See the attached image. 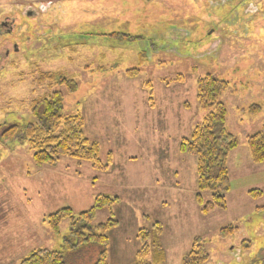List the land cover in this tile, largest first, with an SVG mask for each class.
Returning <instances> with one entry per match:
<instances>
[{
  "label": "rangeland",
  "instance_id": "rangeland-1",
  "mask_svg": "<svg viewBox=\"0 0 264 264\" xmlns=\"http://www.w3.org/2000/svg\"><path fill=\"white\" fill-rule=\"evenodd\" d=\"M7 21L0 264H20L40 249L63 253L67 264H96L99 247L70 250L78 241L69 219L58 235L46 220L68 208L78 217L101 195L117 198L91 226L118 223L106 233L107 264H135L144 243L156 254L143 261L182 264L196 240L209 254L205 264H264V163L251 160L246 140L264 124V0H0V28ZM135 69L140 74L129 77ZM48 75L75 82L76 91ZM207 75L229 83L226 127L239 144L227 159L225 209L204 213L197 159L182 154L180 142L204 118L197 82ZM56 91L66 115L82 116L105 172L71 157L40 166L22 137L3 139L10 127L33 122L36 103ZM202 198L211 201V193ZM229 226L237 230L222 238Z\"/></svg>",
  "mask_w": 264,
  "mask_h": 264
},
{
  "label": "trees",
  "instance_id": "trees-1",
  "mask_svg": "<svg viewBox=\"0 0 264 264\" xmlns=\"http://www.w3.org/2000/svg\"><path fill=\"white\" fill-rule=\"evenodd\" d=\"M116 37L118 34H112ZM140 55V65L145 61ZM129 77L140 74L139 69L127 72ZM51 81L66 86L70 93L76 91L75 82L48 75ZM229 83L207 75L197 82V103L204 114L202 122L197 125L189 138L180 142V152L185 155L195 156L197 159L198 194L196 201L202 205L203 212L209 213L215 208L225 209V194L230 189L227 159L231 151L238 147V139L228 132L226 120L228 110L223 102V95L228 91ZM64 97L61 92H54L38 101L33 109L34 121L26 126L14 125L3 132V139L18 141L22 137L33 150V159L37 165L55 166L63 157H71L81 161L90 162L98 172H105L108 165L100 160V148L96 143H91L85 135L84 120L81 115H66L64 112ZM261 108L252 109L255 113ZM251 160L255 164L264 163V124L260 131L246 137ZM109 162L111 155L109 154ZM203 192H210L211 201L204 203ZM117 203V198L98 196L94 206L87 212L74 217L71 209H63L50 215L46 223L52 232L59 234L60 224L69 219L71 221V237L77 239V245H71L70 250L76 247L97 246L100 248L96 264H107L108 237L106 233L117 227L116 221L110 220L92 228L96 212L109 208ZM237 228L233 226L222 229V238L234 234ZM159 231V230H158ZM147 234V233H146ZM162 232L157 233L161 236ZM67 242V241H66ZM155 248V247H154ZM153 252V246L144 243L137 252L138 261L135 264H152L143 261ZM162 255V254H161ZM162 260L156 257V261ZM209 254L198 240L193 244L190 253L183 259L182 264H205ZM20 264H67L63 253L40 249L34 251Z\"/></svg>",
  "mask_w": 264,
  "mask_h": 264
},
{
  "label": "flooded vegetation",
  "instance_id": "flooded-vegetation-1",
  "mask_svg": "<svg viewBox=\"0 0 264 264\" xmlns=\"http://www.w3.org/2000/svg\"><path fill=\"white\" fill-rule=\"evenodd\" d=\"M29 15H31V13H29ZM12 24V23H11ZM8 21L7 22H3L2 24H1V28H0V37H2V36H4V35H7V34H11L12 33V30H13V27H11V28H9V30H4V31H7L8 33H5L4 31H3V29L2 28H6L8 25H9V27H10V25H11ZM7 29V28H6ZM13 50H14V52H17V46H14L13 47ZM10 55V51L7 49V51H6V57H8Z\"/></svg>",
  "mask_w": 264,
  "mask_h": 264
}]
</instances>
